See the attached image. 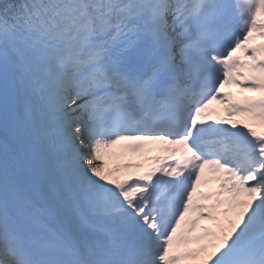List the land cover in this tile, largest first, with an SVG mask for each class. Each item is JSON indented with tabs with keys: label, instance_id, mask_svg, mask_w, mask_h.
Wrapping results in <instances>:
<instances>
[{
	"label": "snow or ice",
	"instance_id": "obj_1",
	"mask_svg": "<svg viewBox=\"0 0 264 264\" xmlns=\"http://www.w3.org/2000/svg\"><path fill=\"white\" fill-rule=\"evenodd\" d=\"M0 264H264V0H0Z\"/></svg>",
	"mask_w": 264,
	"mask_h": 264
},
{
	"label": "rangeland",
	"instance_id": "obj_2",
	"mask_svg": "<svg viewBox=\"0 0 264 264\" xmlns=\"http://www.w3.org/2000/svg\"><path fill=\"white\" fill-rule=\"evenodd\" d=\"M109 166H114V164L113 165H109Z\"/></svg>",
	"mask_w": 264,
	"mask_h": 264
}]
</instances>
